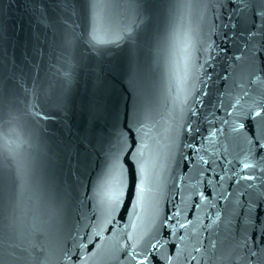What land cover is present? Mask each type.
Wrapping results in <instances>:
<instances>
[{"label": "water", "instance_id": "95a60500", "mask_svg": "<svg viewBox=\"0 0 264 264\" xmlns=\"http://www.w3.org/2000/svg\"><path fill=\"white\" fill-rule=\"evenodd\" d=\"M201 2L102 0L98 7L110 21L102 42L88 39L84 18L66 47L57 2L0 0V220L12 188L10 145H19L29 162L25 203L38 210L22 225L26 243L66 249L70 264H116L115 253L161 240L154 255L186 264L199 241L259 239L260 181L253 187L244 179L245 145L232 128L237 114V123L252 120L247 112L260 98L252 89L264 75L255 59L264 36L235 0ZM189 7L197 14L199 51L194 71L185 73L165 35ZM9 102L30 109L12 128ZM122 144V157L132 148V166L112 211L119 185L110 157Z\"/></svg>", "mask_w": 264, "mask_h": 264}, {"label": "snow or ice", "instance_id": "6c2138e0", "mask_svg": "<svg viewBox=\"0 0 264 264\" xmlns=\"http://www.w3.org/2000/svg\"><path fill=\"white\" fill-rule=\"evenodd\" d=\"M54 2H57L62 9L59 24L63 27L62 38L66 47L71 46L72 38L76 36L77 20L84 18H87L90 24L88 39L93 44L102 42L99 37L110 24L107 14L98 7L102 0H54ZM180 2L189 5L202 3L201 0H180ZM234 7L238 8L240 14L246 19L250 18L253 21V27L255 21H259L258 31L264 36V0H235ZM196 17V11L193 8L182 10L172 32L165 35L168 49L179 52L185 73L190 70L194 71L195 65L198 63L195 55L199 51ZM66 21H71V24H65ZM53 27H57V25H53ZM255 59L259 60L261 65L259 71L264 74V44L261 45ZM249 82L251 83V80ZM257 83L260 87L253 88L252 91L257 92L260 98L255 102V106L247 112V116L252 117V120L237 123L236 121L241 118V114H237L232 131L237 138L243 139L245 145V158L242 164L244 179L252 181L253 187L256 186L255 181H260L261 199L264 200V75L258 78ZM244 94L247 95V91ZM5 103L4 95L0 93V120L3 119ZM237 105H233V107ZM257 109L260 110L257 111ZM29 112L30 109L22 111L14 103L9 102V127L15 126L21 116L27 115ZM31 115L40 116L42 114L31 113ZM0 133H2V128H0ZM10 136L13 140L16 139L14 131L10 132ZM3 143V136L0 134V149H2ZM122 151H124L123 144L110 157V172L116 175L119 185L118 191L111 201L112 211H116L121 202L126 173L128 167L132 166V161L129 160V156L133 155L132 148L128 147L123 157L120 155ZM7 160L12 188L5 196V210L2 220H0V264H70L71 257L67 254L66 249L60 251L44 246L37 248L36 244L25 242L27 234L22 225H26L28 218L30 216L34 218L38 211L32 206H26L24 199L29 162L19 145H10ZM134 179L140 181V184L137 185V196L139 197L142 193L143 170H140ZM178 214L177 211L176 215L178 216ZM172 219L173 216L170 215L165 218V222H170ZM178 227L186 228L187 225L179 224ZM31 229L33 231L36 229L34 219ZM131 239L132 237L129 236V240ZM163 246L161 240H156L155 243L149 240L139 250L137 247H132L131 252L121 250V253H115L112 259L116 261V264H174L175 258L172 255H163L162 261L157 255H154L157 249ZM173 247L177 246L173 245ZM121 254L127 257L126 262L120 258ZM183 258L186 264H264V226H261L259 239L244 237L241 243L234 246L213 239H208L207 244L204 241H199L193 244L192 251Z\"/></svg>", "mask_w": 264, "mask_h": 264}]
</instances>
